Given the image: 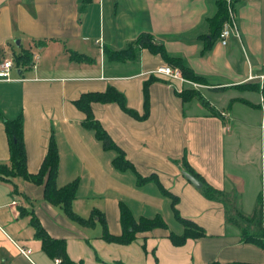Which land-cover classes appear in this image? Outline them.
<instances>
[{"label": "crops", "instance_id": "crops-1", "mask_svg": "<svg viewBox=\"0 0 264 264\" xmlns=\"http://www.w3.org/2000/svg\"><path fill=\"white\" fill-rule=\"evenodd\" d=\"M81 2L0 0V61L14 59L22 49L30 51L32 64L37 56L34 67L18 66L13 80H0V163L10 165L3 121L21 114L27 171L39 170L54 141L56 184L76 182L72 212L90 219L79 223L47 201L44 183L0 178V264H58L59 257L42 249L32 217L49 237L65 241L70 259L84 264H264V252L239 235L243 226L256 232V225L238 217L251 216L261 204L264 232L261 93L257 78L248 79L264 74V0H236L233 14L240 38L231 33L225 45L217 40L205 54L196 37L209 31L206 19L215 12V0ZM141 32L153 34L204 82L193 87L189 80L153 74L167 64L146 48L134 60L106 59L105 47L124 48ZM108 86L121 92L134 112L114 102L91 103L99 131L114 146L86 127V113L75 105L82 95ZM185 88L197 90L199 97L183 101L179 93ZM183 155L223 192L222 201L205 198L201 187L183 175ZM122 209L136 222L158 217L164 227L138 232L131 244L107 242L104 231H122ZM175 212L200 226L204 235L173 244L170 233L185 232Z\"/></svg>", "mask_w": 264, "mask_h": 264}, {"label": "trees", "instance_id": "trees-1", "mask_svg": "<svg viewBox=\"0 0 264 264\" xmlns=\"http://www.w3.org/2000/svg\"><path fill=\"white\" fill-rule=\"evenodd\" d=\"M92 0H82L83 6L90 3ZM236 0L230 1L231 9H234V3ZM215 12L212 16L207 17V25L209 31L205 34L197 35L196 39L201 42L202 47L200 49L201 54H205L209 51L212 45L217 41L219 33L223 28L224 23L229 21V10L227 5V0H215ZM142 48L148 49L154 54H159L163 61L172 67H176L181 71L183 77L187 80L202 83L204 82V77L195 73L194 70L188 65L183 63V59L180 56L172 55L165 49L162 42L155 40V36L148 32H141L137 37L130 40L124 48L115 50L109 47L103 49L106 59L112 61H125L127 59L134 60L137 58L139 50ZM81 57L80 55L76 54ZM87 58V57H86ZM14 61L17 65H28L31 61V53L27 49H22L18 54L14 55ZM145 84V94H146ZM258 88V85L256 86ZM183 101L191 100L193 97H199L197 90L192 88H185L180 93ZM146 98V96H145ZM101 102V103H117L123 110L128 113L134 114V112L127 107L124 95L113 88L108 86L104 92L98 93H88L84 94L75 102V105L86 113L85 125L90 129H96L97 135L102 138L105 145L114 146L110 142L109 137L103 131H99L101 128L99 123L93 119L91 112V103ZM146 104V100H145ZM5 132L8 138L9 145V161L10 165L0 163V178L5 179L7 176L11 177H21L26 180L35 183H44V197L47 201L52 204L60 206L65 214L71 219H75L79 223L88 224L90 219H81L72 212L71 202L75 197L76 182L72 181L62 187H58L56 184V174L58 167V151L54 141L50 140L45 157L36 173H29L26 168V154L22 137V127H23V117L18 115L16 118L11 120H4ZM121 156V155H120ZM122 157V156H121ZM181 162L184 170L192 174L196 179H198L202 186L200 188L202 195L209 200L222 201L224 194L221 190L214 188L208 184L203 177L196 173L193 168L188 164L185 159V155L182 156ZM117 165L126 166L127 163H116ZM141 180H146L141 178ZM176 214V212H175ZM122 222V231L119 235H111L104 231L102 234L103 239L107 242H113L117 244L127 245L135 242L137 240V233L145 230L152 229L154 227H164V223L160 218H155L154 220H141L136 222L131 219L128 212L125 209L121 210L120 213ZM177 219H179L185 226V232L179 236L170 233L169 237L173 244L181 245L184 243L186 238H198L204 235L203 229L196 225L193 221L189 219L181 218L176 214ZM238 217L245 222H254L256 225V232H250L247 227H241V240L245 243H251L259 247L264 252V232L262 230V206L259 204L252 215L245 217L238 213ZM230 221L237 222L238 218H229ZM31 223L36 225V236L41 239L42 249L52 258L59 257L60 260L58 264H84L83 260L74 261L69 258L66 252L65 241L62 239H53L47 235L45 230L40 226L38 221L32 217ZM142 248L145 249L144 243ZM97 260H100L96 256ZM113 264H125L124 262L117 260ZM213 264H263V263H252L246 261H232L227 263H218L217 261Z\"/></svg>", "mask_w": 264, "mask_h": 264}, {"label": "built area", "instance_id": "built-area-1", "mask_svg": "<svg viewBox=\"0 0 264 264\" xmlns=\"http://www.w3.org/2000/svg\"><path fill=\"white\" fill-rule=\"evenodd\" d=\"M231 0H227V5H228V10H229V21L224 23L223 28L221 29L219 36H218V41L225 45L227 43V39L229 38L230 34L233 33L238 39L240 38L239 30L237 28V23H236V18L233 14V10L231 9ZM100 47H102L101 41H96ZM37 60V56L35 57V60H33V64L30 62L28 66H35V61ZM21 69L22 66L17 65L14 61L13 58H6L0 61V80L3 81H10L13 80L14 78L12 77V70L17 69V67ZM153 74L159 75V76H164L170 79H180L182 82H189L187 79H185L181 71L178 68H174L169 65H164L159 68H156L155 70L152 71ZM257 78L261 97H260V104H261V110H262V119H261V126L264 127V74H260L257 76H252L249 75L248 79H253ZM192 86L198 87L200 86L199 84L195 82H189ZM20 251L24 255H28L30 253V249H20ZM59 260L57 259L56 262Z\"/></svg>", "mask_w": 264, "mask_h": 264}, {"label": "rangeland", "instance_id": "rangeland-1", "mask_svg": "<svg viewBox=\"0 0 264 264\" xmlns=\"http://www.w3.org/2000/svg\"><path fill=\"white\" fill-rule=\"evenodd\" d=\"M190 81V80H189ZM192 82V81H191ZM194 87V86H193ZM241 87H243V86H241ZM243 88H247V86H244ZM259 90V89H258ZM254 106H256V107H258V105H254ZM249 190V189H248ZM264 193V192H263ZM262 193V194H263ZM262 196H264V194L262 195ZM263 201H264V198H263ZM251 206V195L250 196H248V193L247 194H245V197H244V207L246 208V209H248L249 207ZM229 215H234L233 213H231V212H229ZM244 221V220H243ZM239 224H240V226H242V224L245 222H242L241 220H238L237 221ZM248 225V224H247ZM245 227H247V226H245ZM247 229H248V227H247ZM240 232H241V230H240ZM239 235L241 236V233H239Z\"/></svg>", "mask_w": 264, "mask_h": 264}, {"label": "water", "instance_id": "water-1", "mask_svg": "<svg viewBox=\"0 0 264 264\" xmlns=\"http://www.w3.org/2000/svg\"><path fill=\"white\" fill-rule=\"evenodd\" d=\"M183 175L190 181L192 182L196 187H201L202 183L196 179L192 174H190L187 171H183Z\"/></svg>", "mask_w": 264, "mask_h": 264}]
</instances>
